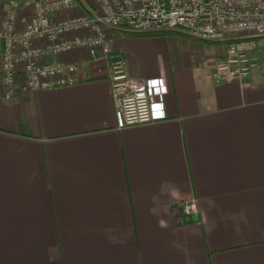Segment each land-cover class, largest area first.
<instances>
[{"label":"crops","instance_id":"obj_1","mask_svg":"<svg viewBox=\"0 0 264 264\" xmlns=\"http://www.w3.org/2000/svg\"><path fill=\"white\" fill-rule=\"evenodd\" d=\"M110 36L106 62L63 56L73 85L0 83V264H264V48L246 84H217L224 44ZM116 57L146 81L152 122L117 127L97 74Z\"/></svg>","mask_w":264,"mask_h":264},{"label":"built area","instance_id":"obj_2","mask_svg":"<svg viewBox=\"0 0 264 264\" xmlns=\"http://www.w3.org/2000/svg\"><path fill=\"white\" fill-rule=\"evenodd\" d=\"M0 83L5 97L16 91L70 86L77 64L63 56L83 51L106 62L112 31L150 34L177 30L225 45L213 68L215 83L246 84L264 48V0H4L0 2ZM110 82L117 127L152 122L147 83L132 77L116 57L97 68ZM182 212H197L194 199Z\"/></svg>","mask_w":264,"mask_h":264}]
</instances>
